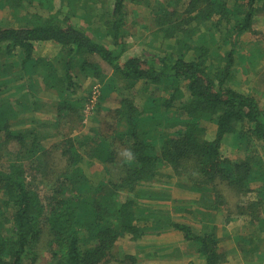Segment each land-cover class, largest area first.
Returning <instances> with one entry per match:
<instances>
[{"label": "trees", "instance_id": "16d2710c", "mask_svg": "<svg viewBox=\"0 0 264 264\" xmlns=\"http://www.w3.org/2000/svg\"><path fill=\"white\" fill-rule=\"evenodd\" d=\"M128 4L151 11L157 46L142 55L126 48ZM3 10L8 21H0V157L12 139L22 151L10 164L0 159V264H36L41 245L47 264H136L142 253L120 252L117 240L129 236L135 247L142 237L169 230L193 245L202 264H220L222 237L207 225L214 219L203 218L208 223L194 233L187 223L158 217L154 203H143L170 199L169 184L199 197L177 212L203 208L207 215L224 205V189L241 199L261 185L247 207L231 212L264 228V214L255 213L264 207V30L256 28L264 24V0H0ZM43 44L54 48L51 59L36 54ZM17 50L20 69L11 73L2 58ZM37 67L40 89L54 96L65 123L82 121L92 95L84 80L106 83L109 90L110 83H121L120 105L107 113L111 122L108 132L98 134L99 144L91 141L88 149L92 137L78 134L54 147L66 164L44 195L38 185L48 172L47 152L36 132L44 125L28 120L32 129L17 132L25 105L4 98L17 77H30ZM237 67L245 80L237 78ZM23 89L17 85L15 93ZM230 135L241 143V159L221 154ZM86 158L103 163L106 176L90 180L83 171L91 162ZM115 161L118 169L111 167ZM243 238L235 242L264 240L253 232Z\"/></svg>", "mask_w": 264, "mask_h": 264}, {"label": "rangeland", "instance_id": "374dc122", "mask_svg": "<svg viewBox=\"0 0 264 264\" xmlns=\"http://www.w3.org/2000/svg\"><path fill=\"white\" fill-rule=\"evenodd\" d=\"M161 2V0H160ZM156 5V4H155ZM127 32H128V36L125 39L126 42V48L127 51L129 52H133V53H137L138 55H142L144 53V51H151V49H153L154 47L157 46L156 42H152V31L155 29V26H153V22L152 20H150L152 18L151 16V11L150 8L149 9H145L142 7V5H132V4H128L127 5ZM156 8V7H155ZM4 16V10L0 11V21H2V23H6L8 20L7 19H3L5 18ZM259 27L256 26V28L264 30V24L263 23H259ZM263 25V26H262ZM257 29V30H258ZM150 43V45H148ZM36 54L42 58L45 59H51L54 55H55V50L54 48H52L49 44H43L42 46H40L37 51ZM19 58H20V51L17 50L15 52H13V55L11 56H4L2 58V60L4 62H6L7 64L11 65V73H18L20 66L18 67V63H19ZM102 64V63H101ZM245 65V69H250V66L247 62L244 63ZM240 68V69H239ZM244 68V67H243ZM238 72H237V78L240 77L242 79H244L245 77H243V73H241V67H237ZM31 70V69H28ZM42 69L40 67H37L36 70L32 71L33 73L30 75V77L27 76H23V77H17L18 81H20L19 83L16 82H12L10 91L8 92V94H6L4 96L5 99H8L10 103H14L17 99H19V101L22 102L23 105H25V108L23 110H21V114H22V118L24 123H21L18 127L19 130H17V132H22L24 133V131L26 130H31L32 127L30 124L27 123L28 120H35L39 123H43L44 126L38 127V129L36 130V132H38L39 135L43 136V139L41 140V145L44 147V149L46 150L47 154L45 155V161L47 162V167L45 171H48L46 174V177L44 179V174L43 177H41L40 173L42 172H37L38 173L37 177L39 179H44L45 182L40 185H38V188L40 190V192L42 193V195L46 194L48 192L49 187L47 186V184L51 183L52 180L55 179L56 174L59 172L60 170V166H63L66 164L65 162V157H63L61 155V151L60 150H56L54 149V147L56 145H58L60 143L61 140L65 139L64 137H69V136H75L78 134L81 135H87L92 137L91 140H89L86 143V147L89 149L91 146V141H94L96 144H99V135L98 134H102L104 132H108V126L110 125V118L107 116V113L109 111H111L112 109H117L119 107V86L121 85V83H119V81H116L114 83V85H112L111 83L109 85H111V90H109V88L106 87V83H101V84H93L90 82V80H84V89L86 88H90L88 90L89 93H91V99L89 101V103H86V105L83 107V115H82V127L79 129V125L80 123L76 122V121H67V123H65V121L67 120L66 117L64 116V113L57 111V106H56V100H53L52 98L54 97L51 94L48 93H44L41 89H40V82H39V75H41L39 72H41ZM101 71H103L107 77V79H109V75L111 74L110 70L107 69L103 64H102V69ZM262 71V69H261ZM264 71V70H263ZM261 73V72H260ZM262 74V73H261ZM29 76V75H28ZM259 77H263L264 75H260ZM29 78V80H28ZM83 78V77H82ZM248 78V77H247ZM249 79V78H248ZM239 80V79H238ZM245 80V79H244ZM250 80V79H249ZM248 81V80H247ZM31 84V88L30 90L27 88V86ZM17 85H24V89L23 90H18L15 93V87ZM94 85V86H93ZM249 84H245L242 85L241 87H243L245 90L248 87ZM114 87V89L117 90H113L112 88ZM116 87V88H115ZM33 95H35V99L33 97ZM103 95V96H101ZM33 97V98H31ZM264 97V96H263ZM35 102V103H33ZM33 106V107H32ZM14 107V106H13ZM47 126H52V127H47ZM47 127V128H45ZM112 133H109V135H111ZM96 135V136H95ZM98 135V136H97ZM14 139H12V141H10L8 143V145H4V147H9L8 150L3 151V156L0 157V159H3L2 161H8V164H10V161L13 159L14 155L20 151H16L17 149V145L14 143ZM15 145V146H14ZM119 145L116 142V146ZM238 146L241 147V143L238 142L236 140H234L233 136H227L223 139L222 141V148H221V154L229 159V160H238L241 159L242 154H240L239 152V148ZM259 151V154L262 155V152L260 150V147L255 145ZM81 149V148H80ZM79 149V151H80ZM258 154V155H259ZM264 155V154H263ZM262 155V156H263ZM264 157V156H263ZM53 158V159H52ZM56 158L60 159V161L56 160ZM55 161L56 165L54 166H50V161ZM87 161H89L86 158ZM91 161V162H90ZM90 164L87 163V165H83V171L85 174H87V176L89 177L90 180H92L93 178H102L105 177L106 175L103 173V169L102 167H105L103 165V163L95 161V160H90ZM13 162V161H12ZM96 162V163H95ZM119 161H115V163L113 162L111 167H116V169H118L119 166ZM33 165H31L30 167H32ZM35 168H38V165L34 166ZM34 167L31 168L30 175H33V173L35 172ZM40 169V168H38ZM42 170V169H40ZM43 171V170H42ZM166 172L164 174H167L168 171H163ZM38 183V180H37ZM173 183V181H172ZM154 187H156L157 189L163 187V185L161 184H153ZM169 189H170V193L172 194V196H170V199L168 200H164V199H158V200H154V201H150V200H145L143 199V203H154L153 205H155L154 207H152V209L154 211H152L153 213L157 214L158 217H171L172 220L178 222V223H189L191 231L194 233H200L202 230V227L205 226V223L203 220V218H205L206 216H204V214H201L203 212V208H199V210H196V212L194 213H188L185 211H181V212H177L176 209L179 207H184V206H188V205H192V202L197 201V198H192V195H190L189 197L186 196L184 198H179V197H175L173 198V192L178 191V192H186L184 190L178 189L176 186H172L171 184H169ZM254 191H258L259 189H261V185H252L251 186ZM225 195L227 196L226 200H222L221 202H224L222 204H224L221 209L219 210V212H215V214H221L220 217H216V222L215 224H211V226L216 225V230L218 231V225L221 224L222 225L228 227V229H231V235L236 237V233H239V228L240 225L242 223H240V221L235 222L232 224H226L225 221L226 217H230V211H235L237 210L236 207L238 208V206L240 207H244V206H248V202L246 201V199L248 201H252L253 197H255L254 195V191L253 193H250L248 195H246L244 198L241 199H236L234 196L231 195V193L229 191H227L226 189L223 190ZM254 195V196H253ZM251 197V198H250ZM141 201V202H142ZM175 201V202H174ZM180 201V202H179ZM227 203H226V202ZM264 205V201L261 203V205ZM158 210V211H157ZM264 207L260 206L259 211L255 212L258 213L260 216H262L264 214ZM260 212V213H259ZM214 214V213H211ZM234 212H231V215H233ZM210 215V214H208ZM211 216V215H210ZM235 216V215H233ZM192 219V221H191ZM233 220V219H232ZM248 220V219H247ZM251 222V219H250ZM245 222L246 226H255V221L254 219L252 220V222ZM222 228L219 229V231H221ZM172 231V230H171ZM227 231V229H226ZM217 232H215L216 234ZM222 232L217 233L216 235H219ZM261 239H264V228L262 229L261 232H259ZM156 235V234H155ZM176 236H173L171 239L167 238L166 240L169 239L170 243L176 241L179 243V247H176V250H183V252L185 253L187 252H192V244L185 242L182 239V235H180V233L175 234ZM227 238V235H225L224 239ZM181 239L183 242H181ZM235 239V238H234ZM129 236H125L123 238H120L117 240V244L115 245L116 249L119 250L122 253H129L130 255H134L137 256L139 254L142 253V245H138L140 247L137 246V244L141 243L142 244V238L140 240H138L135 243V247L129 245ZM167 241V242H169ZM232 241V240H231ZM222 242V240H221ZM219 245H231L229 244V242H222ZM177 243V245H178ZM242 245H245V243L239 242ZM257 243V242H256ZM132 244V243H130ZM239 244V245H241ZM256 245H261V247L264 248V240H260ZM45 246H40V250H39V260L37 261L36 264H47L48 262V255L46 252V249L44 248ZM131 247V248H130ZM176 253L174 252V255ZM193 254H191L190 256H192ZM186 258L187 256L184 255ZM158 259V258H157ZM162 258H159L158 260L153 259L150 261V264H164L165 262L161 261ZM190 259L191 262H199L194 258H188ZM183 262V263H181ZM177 261L176 264H186V261ZM136 264H143L142 263V256L137 257L136 258Z\"/></svg>", "mask_w": 264, "mask_h": 264}, {"label": "crops", "instance_id": "0c3cea01", "mask_svg": "<svg viewBox=\"0 0 264 264\" xmlns=\"http://www.w3.org/2000/svg\"><path fill=\"white\" fill-rule=\"evenodd\" d=\"M175 197H179V198H184L186 196H190L192 195V198H199L197 194L194 193H190V192H178L175 191L173 192V198ZM254 199V198H253ZM204 210V209H203ZM202 213V212H201ZM214 214L207 215L206 212H204V216L208 217V218H212L214 219L213 223H208V222H204V223H208V227H211V224H215L216 222V217H220L221 214H215V212H213ZM240 215V214H238ZM233 219V220H232ZM246 216H232L231 215V211H230V219L226 220L225 223L229 224L232 222L235 223L238 221H240V223H242L240 225V230L239 233H236V236H239L241 239L244 240V236L248 233H255V234H259V232H261L262 230H258V226L257 224L255 226H246L245 222H250L249 219ZM192 221V219H191ZM189 225V223H187ZM213 227H215L216 230V225H213ZM222 228L221 231H219V229ZM227 229V231H226ZM219 235H217L218 237H222V242H229V244L231 245H219V251L220 253L224 256V261L221 262L220 264H264V248L261 247V245H242L239 242H235V237L231 235V229H228V227L221 224L218 225V231H215L217 233L222 232ZM258 232V233H256ZM216 233V234H217ZM176 232L175 231H171L169 230L168 232H164L160 235H146L144 237H142V263L143 264H150V261L153 259L158 260L159 258H162L161 261L165 262L164 264H176L177 261H186V264H191L190 258H194L197 261L201 260L197 254H195L194 252H183V250L179 249L176 250V247H179V243L174 241L172 243H170L169 239H171L173 236L175 235ZM225 235H227V238L224 239ZM171 237V238H170ZM167 238H169L168 240H166ZM232 240V241H231ZM169 241V242H167ZM260 241L257 240V243ZM181 242L182 239H181ZM221 242V243H222ZM243 242V241H242ZM178 243V245H177ZM241 245H239V244ZM141 244V243H140ZM174 252L176 253L174 255ZM191 254H193L192 256H190ZM186 255L187 258L184 256ZM222 257V256H221ZM158 258V259H157ZM183 263V262H181ZM195 262H192V264H194ZM202 264L201 261L195 263V264Z\"/></svg>", "mask_w": 264, "mask_h": 264}, {"label": "clouds", "instance_id": "9594fccd", "mask_svg": "<svg viewBox=\"0 0 264 264\" xmlns=\"http://www.w3.org/2000/svg\"><path fill=\"white\" fill-rule=\"evenodd\" d=\"M125 155H130V153H125Z\"/></svg>", "mask_w": 264, "mask_h": 264}]
</instances>
